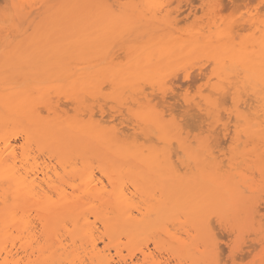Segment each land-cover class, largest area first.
<instances>
[{
  "label": "bare ground",
  "instance_id": "1",
  "mask_svg": "<svg viewBox=\"0 0 264 264\" xmlns=\"http://www.w3.org/2000/svg\"><path fill=\"white\" fill-rule=\"evenodd\" d=\"M225 1L202 0L206 8L205 26L203 28L196 27L187 36L181 38L179 36L176 39L179 40V44L175 47L171 45L175 41L169 32L170 24L163 20V24L167 26L166 30L161 31L159 36H156L158 33L151 34L147 41L148 44L132 49L133 52L125 62L115 63L112 58H109L107 53L109 50L105 51L102 50L103 48H99L95 53L92 51L89 55L80 56L74 62L72 69L63 70L57 77L49 80L40 79L39 83L47 81L41 87H26L32 82L34 83V80L27 78L25 79L27 82H22L24 79H20L19 75V81L24 85L27 83L24 89L21 87V82V85L15 83V79L8 80L6 78L11 83L14 82V85H7L4 78L0 80L2 85L0 88V264H13L12 250L6 249V245L2 247V244L11 238L12 228L22 229L25 223L22 215L17 214L16 209L31 206L40 213L42 233L46 242L43 250L46 254L42 255L37 264H64L63 253H57L58 250L64 249V244L57 235L58 229L63 225L65 219H70L77 226L78 220L72 215L76 216L84 205L78 202L84 197L86 199H93V197L110 199L114 213L110 217H105L104 220L110 225L118 224L126 231H133V228L141 224L143 220L132 216L128 208L129 205L125 201L136 193L148 194L151 197L157 196L155 209L162 219L175 220L179 214H189L194 211L199 214L204 240L206 246L210 248L205 254H212L215 260L219 257L209 238L211 215L224 227L229 225L238 232L250 229L256 235L261 234L262 224L258 223L257 218L261 217L263 210H261V206L253 202L251 196H245L241 191V187H243L253 193L255 185L243 172L231 171L234 168V161L231 162V160L234 158H230L227 164L228 170L222 171V158H220L221 161L216 159L217 155H213L216 151L213 152L204 139H197L192 145L189 136L183 134L182 130L185 129L183 123L185 122L179 120L182 123L179 127L175 121L177 116L183 117V113L175 115L174 112V117L167 118L168 114H165L167 111L158 109V106L162 105L165 100L168 79L178 70H184L191 63L205 59L209 62L208 66L209 64L211 66L209 77L217 79L216 85L211 88L213 94L209 92V95L200 94V100L196 97L198 102L183 97L185 106L181 101L180 105L182 104L183 107L179 110L185 109L186 111L194 106V110L196 108L202 112L203 116L200 115L201 113L193 114L194 110L187 111L189 114H193V117L196 115L202 116H198L199 118L205 117V120H209L208 127L216 123L219 125V116L220 120L225 117L221 116L223 114H218L221 110L218 112L216 101L224 99L228 93L225 100L227 102L229 97L233 107L229 115L233 114L236 120L243 121L233 142L237 145L239 132H242L245 138L248 141L251 140L252 143L263 139V132L259 131L260 129L256 130L252 119L246 117L244 110H247L245 108L247 105L243 104L245 100L250 101L251 97L264 101V17L257 14L256 9L259 6L253 7V9L248 8L251 6L249 3H252L253 0H227L232 6L238 5L237 8L241 9H244L242 7L244 6L247 8V12L255 11V13L241 20L222 18L219 12L223 11V7L227 5ZM158 2V0H143L141 6L148 12L153 11L155 16V11L159 10L160 6ZM171 2L173 3V1ZM259 2L264 4V0H259ZM224 3L225 5H223ZM221 5L223 6L221 7ZM228 5L229 8L231 5ZM136 7L133 5L125 7L123 13L114 16L115 14L109 9L98 8L95 0H62L55 10L60 14L59 27L56 26L50 32L40 31V28V32L34 33L29 40V36L16 38V40L11 37L9 40L0 38V47L3 49L0 50L4 52L5 58L6 56L9 58L8 60L0 59V67L5 65L14 67L19 60L17 57H27L31 54L29 51L43 55L48 51H59L60 48L74 49L75 44L80 41L85 42V38L90 36L95 39L103 38L110 31V27L116 22L117 17L124 26L127 18L136 11ZM197 12L199 13V11ZM12 25L14 26V24ZM245 30L248 33L241 35L240 32ZM7 35L5 36L7 37ZM20 35L16 34V36ZM35 43L40 45H33ZM208 66L190 70L194 73L196 71L195 74L185 70L183 79L193 80L194 83H197L201 77L207 74ZM5 72L8 73V71ZM1 74L3 76V72ZM231 78L234 79L235 84H232ZM19 81L16 80V82ZM222 81H225L227 86L222 85L220 83ZM35 82H37L36 79ZM174 82L176 83L177 79ZM187 84L189 82L186 83V86H188ZM195 84L190 83L191 86ZM145 85L153 91H158V94L155 95H159L160 100L162 99L161 104L158 101V106L151 103L147 93H144V90H147L144 89ZM182 85L181 82L178 88L183 90L184 85L181 87ZM200 86H203L202 83ZM176 88L175 90L178 89ZM243 89L248 90L243 91ZM173 90L171 89L172 96H174ZM248 91L251 94L250 98L246 95L249 93H245ZM203 92L207 91L203 90ZM60 94L66 95L70 104L74 105L75 115L73 117L57 112L58 109H56L53 99L54 96ZM188 94L190 92L186 95ZM216 94L225 95L214 98L213 95ZM170 95L164 101L166 104L170 103L167 100L178 98L177 92L174 96V98L177 97L175 99ZM225 100L223 103L221 99L223 106ZM99 101L113 103V106L109 107L110 112L107 117H115L116 113L120 124L124 123L128 127L127 129L124 126L126 130H132L143 136V141L145 138H152L156 143L139 144L135 138L131 139L130 134L125 128L123 129V126H121L122 130H119L113 125H104L102 118H94V111H96H93L94 102L97 103L101 117L105 112L102 107L104 104L99 105ZM251 101L249 104H253ZM228 103L230 102H227L226 105ZM180 105L178 104V106ZM115 106L117 109L113 110L112 108ZM248 107L251 110V107ZM172 109L170 110L172 111ZM174 111L177 112V110ZM195 112L197 111L195 110ZM171 113L173 114V112ZM257 115L256 118H259ZM85 116L86 118H84ZM191 117L189 116V119L192 120ZM196 118L192 120L193 124L198 123L196 121L199 120ZM191 120L189 121L191 122ZM182 126L184 128L181 130ZM222 126L223 137H229V125L222 124ZM190 127L186 126L189 131H192V127ZM197 127L198 124L196 129ZM215 127L213 130L217 128ZM217 129L219 130L217 132H220V128ZM203 131L205 132V130ZM209 133L214 136V133L210 131ZM17 134L22 138L18 151L15 150L17 144L12 142ZM218 135L220 136V134ZM220 142L222 143L221 139ZM222 145L224 144L222 143ZM218 149L220 150V148ZM224 151L226 150L224 149ZM249 153L252 151L247 152V154ZM252 156H254L252 164L246 166L248 169L253 168L260 175L264 174L261 154L253 153ZM37 160H42L39 161L41 165ZM95 170L106 179L110 190H105L106 186L102 184V181L99 182L102 178L99 179L98 175L96 176ZM67 183H70L69 188L72 190L70 193L65 191ZM73 193L76 194L73 195ZM52 195H55L56 200H52ZM205 230L208 232L207 234ZM74 234L81 235V237L86 236L82 227L74 229ZM222 235L224 236V234ZM249 243L251 246V242ZM249 245L247 246L249 247ZM253 249L255 248L253 247ZM249 250L251 251V249ZM242 255L244 257L246 254ZM248 256L246 255V257ZM233 257L238 256L235 257L233 253L231 258Z\"/></svg>",
  "mask_w": 264,
  "mask_h": 264
},
{
  "label": "rangeland",
  "instance_id": "2",
  "mask_svg": "<svg viewBox=\"0 0 264 264\" xmlns=\"http://www.w3.org/2000/svg\"><path fill=\"white\" fill-rule=\"evenodd\" d=\"M158 1H159L158 4H160L159 10L155 11V16H154L153 11L148 12L142 8L141 4L143 0H95L96 6L98 8L109 9L110 11H112L113 14H115L114 16H117L118 14L120 15V13H123L125 7L132 6V5L135 7L137 6V7H136V11L127 18V22L125 23L124 26L122 25L121 20L117 17L116 22L112 24V26L110 27V31L103 38L95 39L93 36H90L88 38H85L86 39L85 42L80 41L79 43L75 44L74 49L73 48H63V49L60 48L59 51H56V52L48 51L47 53L43 55L36 54L34 51H29V53L31 52V54L27 55V57L25 56L17 57V59L19 60L16 62L15 65H17L18 67L15 65L14 67H10V65H5L4 67H0V74L3 72V76L1 74L0 80H3V78L4 80L6 78H8V80L15 79L14 80L15 83L19 85V83L21 82L19 81V78H18V75H19V77L21 76L20 79L22 78L24 79V81L22 82H25V81L27 82V80H25L27 78L28 80L29 79L30 80L32 79V81L34 80V83L32 82V84H29V86H26V87H30V86L41 87L45 85L47 81L46 82L40 81L39 83L38 81L40 79L49 80V79H53L57 77L59 73L63 72V70H68L70 68L72 69L75 64L74 62H76L77 61L76 59H78L80 56L89 55L90 53H92V51L93 53H95L96 50H98L99 48H103L102 50H105V51L109 50V52H107L109 55V58L110 59L112 58L115 63L125 62L126 60H128L129 56L131 55L130 53L133 52L131 51L132 49H134L136 46H143V45L148 44L147 41L151 34L156 35L158 33L156 36H159L162 33L161 31L166 30L167 26L163 24V20L166 21L167 24H170L169 32L171 34V38L175 41L171 45L174 47L179 44V40L178 41L176 40L177 38H179V36L180 38L187 36L196 27L203 28L205 26L206 8L204 7L202 0H197V1L196 0H190V1L189 0H158ZM171 1H173V3ZM192 1H195V2L193 3ZM224 1L225 0H223V2ZM61 2L62 0H0V29H1L0 38L1 40H3V38L4 39L6 38L7 40L11 38L12 39L15 38L16 40V38L19 39L21 37H26V36L27 37L29 36L28 37V40H29L31 39L34 33H37L39 31L40 28H41L40 31L45 30V32H50L51 30H54L56 26L59 27L60 14L55 12V10L61 4ZM225 2L227 3V5L228 4L231 5L230 3H228L227 0ZM253 2L249 3V5L251 4V6L248 8L253 9V7L259 6L258 9H256L257 14L264 17L263 2H259V0H255V1L253 0ZM5 5H9V6L18 5L19 7H10L8 16L5 18V13H4ZM223 5H225V3ZM223 5H221V7ZM227 5L223 7V11L220 8L221 11L219 12V15L225 19L235 18V19L241 20V19H245L249 17L250 14L255 13V11L247 12L246 11L247 8L242 5L241 6L245 10L241 8H237L239 7L238 5L237 6L231 5L229 8L227 7ZM234 7L236 8L234 9ZM225 9H227L226 12H225ZM197 11H199V13ZM221 12H224V13H221ZM179 13L181 14L179 15ZM11 18L13 19V22ZM179 20H182V21L179 22ZM10 22L12 23L10 24ZM24 23L25 25H23ZM12 24H14V26ZM27 25L29 26V28ZM8 32H9V35H7ZM15 33L17 35L18 34H21V35L16 36ZM247 33H248L247 30L240 32L241 35H245ZM5 35H7V37ZM37 44L40 45L39 43H35L33 45H37ZM0 49L2 48L0 47ZM2 50H0V59L8 60L9 58L7 56L5 58L4 56L5 54ZM208 63L209 62H207L205 59H200L188 65L186 69L178 70L177 72L173 74L171 78L168 79L166 83V92L171 94L170 95L171 97L172 96L171 89L172 90L174 89L173 90L174 96L176 92L180 96L179 97L178 95H176L178 98H180L178 99L177 97H175L178 100L177 99L170 100L168 98L169 101L167 100V102H170L169 104H166V102H164L166 101L167 97H169V94L167 95L166 93L165 100L162 103L161 102L162 99L160 100L159 95H155V94H158V91L151 90V88L147 85H145L146 88L143 86L144 89H147V90H144V89L143 90L145 94L147 93V96L151 100L152 104H156V106H158L159 104L157 105V101L158 103L160 102L162 103V105L158 106V109L162 111L166 110L167 112L165 114H168L166 115L167 118L169 116L174 117V112H175V115H178L181 112V115L183 113L184 115L187 116L188 119L186 118V116L184 117V115H182L183 117H180V115L179 117L177 116L176 119L178 121L175 118L174 119L176 123L179 125V127L181 126L180 125L181 122H185L183 123V126L185 124V129L182 130V128H184L182 126L181 130L184 135L186 134L187 136H189L188 138L192 141V145L195 144L197 139H204L206 143L208 144V146L210 147V149L213 150V152L216 151L215 153H213V155L214 156L217 155L216 156L217 160L221 161L220 158H222V162H223V164L221 162L222 171L228 170L229 167L227 166V164L230 158H234L233 160H231V162L234 161L233 163L234 168L231 169V171H241L248 178L251 179V181L255 185V189L253 190V193H250L247 188H243V187H241V191L243 192V195L248 196V197L251 196L253 202L261 206L260 208L261 210H263L261 211V217L257 218L258 223L262 224L261 234L256 235L250 229H244L243 231L238 232L236 229L229 227V225H226L224 227L223 225L218 223V221H216V218L213 215H211L210 220L212 222L209 223V227L211 228V231L209 232L210 233L209 238L212 243V246H214L213 239H212L213 234H218V236H220L221 238L228 237L231 241H234V242L238 241L237 251L234 252V256L235 257L238 256V257L231 258L233 261H235V264H248L249 261H250L249 264H252L254 262L256 264H262L264 263V243H261V241L264 240V228H263L264 227V174L260 175L256 170H253V168L248 169L246 165L252 164L251 161L254 159V156H252L253 153H257L259 155L261 154V158L264 164V137L260 141L256 143H252L251 140L248 141V139L245 138L242 132H239L238 133L239 138L237 141V145L233 142L234 138L236 137L237 130H239L241 126L243 125V121L236 120L233 114L229 115V113L233 110V107H232V103L229 97L227 98L228 100L227 102H230V103L226 105L227 102L225 99L228 96V93H226L227 95L225 96L224 99L221 98L222 102L225 100L226 107L225 105L223 106L221 99L216 101L218 105V112L219 110H221L220 111L221 113L219 112L218 114L220 115L223 114L221 116H224L225 118L227 117L226 119L223 118L220 120V116H219V122H218L219 125H217L216 123L211 127L209 126L210 127L209 128L207 126L209 123V120H205L204 119L205 117L199 118L203 116L202 112H199L196 108L195 110L197 112H195L193 108L194 106L193 107L191 106L193 109L186 106L189 108V109L187 108L188 110L186 111L185 109H182L183 111L179 110L181 109V107H183L181 106L182 104L185 106L183 99H182L183 97L193 100L194 102H198L197 99L200 100V94L201 95H209V93L213 94L211 88L213 85H216L217 79L215 78L212 79L213 77L212 78L209 77V69L211 68V66L210 64L208 66ZM206 65L208 66L207 69L205 68L207 70V74L201 77L204 79L200 78L201 80L199 79L197 83L195 82L196 84L194 83L193 80H191L192 81L191 82V81H187V79H183V74L185 70L190 72V70H194V68L196 67L203 68ZM4 71H8V73L6 72L4 73ZM192 72L193 71H191L190 73L192 74ZM178 77H179V80H178ZM210 78L211 80H209ZM35 79L37 80V82H35ZM176 79H177V82L175 83L174 81H176ZM231 79H232V84H235L234 79L233 78ZM8 80L7 79L5 80L7 85H14V82L11 83ZM16 80L19 82H16ZM179 81L180 83L182 82L183 85L185 82L183 90L182 88H178V85L180 84ZM188 82L189 84L187 85L189 86V88H186L188 87L186 86V83ZM28 83H30V81H28ZM190 83L195 84V85L191 86ZM201 83L203 86H200ZM220 83L222 85L224 84L225 86H227V83L225 81H222ZM25 85L22 83L21 87L24 89L26 88ZM183 85L181 87H183ZM237 85H239V83H237ZM1 86L2 85L0 84V88ZM175 87H177L178 89L176 88L177 90H175ZM202 88H204L203 90L207 92H203V90H201ZM180 89L182 91H178ZM244 90L245 89H243V91ZM189 92L190 94L186 95ZM245 93H249V95L246 94L248 98L251 97L250 96L251 94L249 91ZM221 95L222 94H216V95H213V97L220 98ZM224 95L225 94H223L222 96ZM246 95H244V97H246ZM151 96L155 97L154 98L155 100ZM174 96L172 97L174 98ZM54 97L55 98L53 99V103L57 107L56 109H58L57 112L59 114L65 115L68 117H73L75 115L74 105L72 103L70 104V100L66 97V95L60 94ZM193 97L195 98L196 101L194 100ZM151 98L153 99V101ZM253 99L254 98L251 97L252 101L251 100L250 101L254 105L249 104L250 101L249 100L246 101L244 99L246 104L244 103L243 105H247L245 107L247 110H244L243 108L242 109L244 110L246 117L248 119H252L254 128H256V130L260 129L259 131L263 132V136H264V101H261L259 99H254V100ZM174 101H177V102H174ZM181 101H182V104L180 105ZM253 101H256V102L258 101V102L256 103ZM98 104L105 105V106L104 105L102 106L104 107L103 109L105 110V112L102 115L103 117H101L97 109V103L94 102L93 111L96 110L94 111L95 113L94 118L96 119L102 118V120H104L103 122L104 125H109V126L113 125L119 130H122L121 126H123V129L125 127L128 129V127L125 126L124 123L120 124V120L117 117L116 113H115V117L113 116L107 117V115H109L108 113L110 112L109 107L113 106V103H110V102L104 103V102L99 101ZM178 104L180 106H178ZM243 105L241 104L242 107H244ZM248 106L251 107V110H249ZM169 108L170 109L173 108L174 110H177V112L174 111L173 109L171 111ZM112 109L113 110L117 109V106L113 107ZM189 110H192V111L194 110L193 114L201 113L200 115H202V116L198 115L199 117L196 115V117L199 120V121H196L198 122L197 129H196L197 124L196 123L193 124V121H192L196 117H193V114H189V112H187ZM171 112H173V114ZM43 114H45V111H43ZM256 115L259 116V118H256ZM189 116L193 119L192 120L189 119ZM230 117H232L233 120L230 119ZM84 118H86V116ZM113 118L115 120H112ZM179 120H181V122H179ZM189 120H191L192 123ZM230 120L231 122L229 123ZM238 121H240L241 123H239ZM186 123L187 125H189V127L190 126L192 127V128L190 127L192 131L191 130L189 131V129L186 128L187 126ZM204 123H205V126H204ZM195 124H196L195 129H193V126ZM222 124H225L226 126L230 127L228 128L230 129L229 137H226V138L223 137V134L221 132V128L223 127ZM215 125L217 128H220V132H217L218 129L215 127ZM213 127H215L216 129L213 130L214 129ZM203 130H205V132ZM126 131L130 134L131 139L135 138V140L139 144L149 145V144L156 143L154 140H152V138L150 139L145 138V141H146L145 142L143 141L144 137L139 135L138 133L132 130H126ZM209 131L214 133V136L211 135ZM215 132L217 135L220 134V136L219 135L217 136ZM17 135L16 137H14L15 140H13V136L11 137L13 140L12 142L17 144L15 145V147L17 146L15 149L16 151L19 150L18 147L20 146L22 142L21 136L19 137V134ZM136 136H138L139 139ZM220 139L224 145H222V143L220 142ZM224 140H225V143L223 142ZM217 147L220 148V150ZM222 148H224L226 151H224V149ZM251 151L252 153L247 154V152H251ZM223 159L225 160L223 161ZM37 161L39 164L42 160L41 161L37 160ZM39 165H41V163ZM95 171H96L95 173L96 176L98 175L97 177H99V179L102 178L101 180L99 179L98 180L99 182L102 181V184L106 186L105 190L107 191L110 190V187L107 185L106 179L103 176H100L97 170ZM67 184L68 185H65V188H66L65 191L67 193H70L72 191L71 188H69L70 183H67ZM99 184L101 185V183ZM75 194L76 193H73V195ZM55 198H56L55 195H52V200H56ZM157 200H158L157 196L153 195L151 197L150 195L148 194L144 195L143 193L142 194L136 193L129 199H126L125 201L129 205L128 208H129V211L132 213V216H134L138 220L143 219L141 224L133 228V231L131 230L126 231L124 228H121L118 224L110 225L108 222L104 220L105 217H110L114 213V209L111 207L112 202H110V199L105 200V199H99L95 197H93V199H88V198L86 199L85 197L84 199L82 198L79 199L78 202L84 205L77 212L76 216L74 214L72 216L77 218L78 222L76 224L78 227H82L86 236L81 237V235L79 236L75 235L74 229L78 227L70 219H65L63 221V225L59 227L58 234H57L58 237L61 239L62 243L64 244V249L58 250L57 253H63L62 256L65 259L64 264H212L215 258L212 254L211 255L205 254V252L208 251L210 248L206 246V241L204 240V234L202 232L203 230H202L201 222L199 221L200 219L199 214H196L193 211L189 214L188 213L179 214L175 220L162 219L160 218V214L157 213V209H155L157 205ZM16 212L17 214L22 215V219L24 220L25 223L23 224L22 229L12 228L11 238L8 239L9 241L4 242L2 244V247L6 245L7 247L6 249L10 248L12 250L13 264H37V262L42 258V255L46 254V252L44 253L43 251L44 247L46 246V242H45V237H43V233H42L43 227L40 221V213L33 206L22 208V209L18 207L16 209ZM210 224H213L218 230L217 229L215 230L214 229L215 227ZM207 233L208 232L206 231V234ZM222 234H224V236ZM229 239L227 241L226 240L223 241L224 248L228 247ZM249 242H251V246L249 245L250 244ZM247 245H249V247ZM252 246L255 249H253ZM249 249H251V251ZM221 251L223 250L221 249ZM201 253L204 255H202ZM244 253L247 256L249 255V253L251 254L248 257H246V255L243 257L242 254ZM2 254L4 253L2 252ZM223 256L222 258L225 260L229 258L227 253L223 254ZM239 256L241 257V259L242 258L244 259L241 260ZM254 259L255 261L253 262Z\"/></svg>",
  "mask_w": 264,
  "mask_h": 264
},
{
  "label": "snow or ice",
  "instance_id": "3",
  "mask_svg": "<svg viewBox=\"0 0 264 264\" xmlns=\"http://www.w3.org/2000/svg\"><path fill=\"white\" fill-rule=\"evenodd\" d=\"M10 7H19V6L18 5H12V6L5 5L4 6V13H5V16L6 17L8 16L9 8ZM209 231H211V228H209ZM212 239H213V243H214V246H215L216 254H217L218 257H220V258L214 260L212 262V264H235V261H233L231 259V257L233 255V253L235 251H237L238 241L237 242H234V241L229 240L228 247L227 248H224L223 247V241L224 240H228L229 239L228 237H222L221 238V237L218 236V234H213ZM261 243H264V240H262ZM221 249L223 251H221ZM225 253H227L228 256H229V259L228 260H224L222 258L223 254H225Z\"/></svg>",
  "mask_w": 264,
  "mask_h": 264
}]
</instances>
